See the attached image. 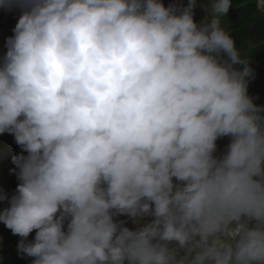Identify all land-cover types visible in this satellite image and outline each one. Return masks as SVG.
<instances>
[{
	"label": "clouds",
	"instance_id": "9594fccd",
	"mask_svg": "<svg viewBox=\"0 0 264 264\" xmlns=\"http://www.w3.org/2000/svg\"><path fill=\"white\" fill-rule=\"evenodd\" d=\"M0 7L22 9L0 62V133L27 153L0 210L18 252L31 264H264V105L221 22L230 0L202 5L199 24L196 0Z\"/></svg>",
	"mask_w": 264,
	"mask_h": 264
},
{
	"label": "rangeland",
	"instance_id": "374dc122",
	"mask_svg": "<svg viewBox=\"0 0 264 264\" xmlns=\"http://www.w3.org/2000/svg\"><path fill=\"white\" fill-rule=\"evenodd\" d=\"M165 6L169 4L175 3L178 5L186 6L188 0H162ZM210 0H196V7L194 9L193 19L199 24L202 18L205 16V11L202 5H208ZM235 0H230V7L228 11L236 10L240 6L236 4ZM245 3L252 4L249 11V16L251 18L250 26H253V35L249 41H244L239 45H236L237 49L241 51V54H247L251 57L250 67L252 69L251 75L248 77V94L253 98V102L258 105H264V72L261 74L260 79H257L254 76V68L258 65L253 61L254 56H258V53L261 56H264V50H258L261 46H264V14H261L257 11L254 0H245ZM13 8V7H12ZM11 8V9H12ZM18 7H14L15 10ZM11 9H7V12H0V16H2L5 20H10L13 17ZM22 11V9H21ZM20 16V15H19ZM18 16V18H19ZM17 21H13V25L15 26ZM221 22L225 30L230 31L231 21L226 18V16L221 18ZM12 24L6 25L3 20H0V42L3 47L0 49V62H2L3 57L7 51L6 48V39L11 36V30L14 28ZM6 29H2L3 27ZM8 29V30H7ZM7 30V31H6ZM258 68H262L258 66ZM1 134V133H0ZM13 137L12 134L7 133L3 137L0 138V155L2 152L7 153L9 151V147L14 145V141H10ZM230 137H222L218 138L216 141V152L214 155L220 156L223 155L227 146L230 143ZM7 151L5 150V148ZM1 161V160H0ZM16 187L13 185V179L10 178V174L6 173L5 167H1L0 165V210H3L8 206V199L15 194ZM7 204L5 207H1V205ZM150 219V218H147ZM145 221L142 220L140 224H135L130 220L127 221L124 226L129 229L135 230L136 228L142 226ZM35 230L29 234L28 240L31 241L34 239ZM20 237L18 235H14L10 229H8L3 222H0V264H31L33 258L28 257L24 254L18 252V242L20 241Z\"/></svg>",
	"mask_w": 264,
	"mask_h": 264
},
{
	"label": "trees",
	"instance_id": "16d2710c",
	"mask_svg": "<svg viewBox=\"0 0 264 264\" xmlns=\"http://www.w3.org/2000/svg\"><path fill=\"white\" fill-rule=\"evenodd\" d=\"M236 4H238L240 7L236 10L227 11V13L224 15L228 20H230L231 26H230V35L233 37L235 44L239 45L240 43L244 41H249L252 38L253 35V26H250L251 18L249 16L250 7L252 4L245 3V0H235ZM258 50H264V46H261L258 48ZM253 61L260 67L254 68V76L257 79H260L261 74L264 72V56H261L258 53V56H254Z\"/></svg>",
	"mask_w": 264,
	"mask_h": 264
},
{
	"label": "bare ground",
	"instance_id": "6f19581e",
	"mask_svg": "<svg viewBox=\"0 0 264 264\" xmlns=\"http://www.w3.org/2000/svg\"><path fill=\"white\" fill-rule=\"evenodd\" d=\"M18 9H19V7L15 10V12H17L18 11ZM11 12H12V14L14 15L15 13H14V7L11 9ZM13 18V17H12ZM10 20H12V19H10ZM18 20V16H16V17H14L13 18V21H17ZM8 30V29H7ZM6 30V31H7ZM13 35V29L11 30V36ZM3 47V45H2V43L0 42V49ZM12 142V141H11ZM7 204H3V205H1V207L3 206V207H5ZM9 206V205H8ZM8 206H6V207H8Z\"/></svg>",
	"mask_w": 264,
	"mask_h": 264
}]
</instances>
